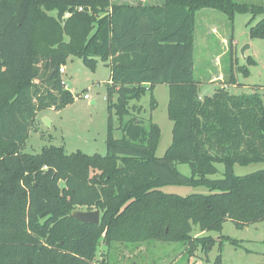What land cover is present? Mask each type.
I'll list each match as a JSON object with an SVG mask.
<instances>
[{"label": "trees", "instance_id": "obj_1", "mask_svg": "<svg viewBox=\"0 0 264 264\" xmlns=\"http://www.w3.org/2000/svg\"><path fill=\"white\" fill-rule=\"evenodd\" d=\"M204 8L230 20L237 12H250L251 21L264 14V4L236 0H0V264H115L98 258L101 242L107 250L185 242L208 253L223 239L238 241L192 235L195 227L220 233L228 220L239 228L264 221V168L234 169L264 163L263 99L254 88L232 93L233 71L213 95L200 97L194 32ZM249 35L264 38V17ZM72 57L92 68L99 59L111 66L107 152L67 153L53 144L25 152L38 112L75 99L60 72ZM240 69L249 74L247 66ZM159 83L169 87L173 121L161 157L159 124L134 112L143 110L134 101ZM181 163L191 174L179 170ZM170 184L206 192H165ZM82 207L100 209V223L70 216Z\"/></svg>", "mask_w": 264, "mask_h": 264}, {"label": "rangeland", "instance_id": "obj_2", "mask_svg": "<svg viewBox=\"0 0 264 264\" xmlns=\"http://www.w3.org/2000/svg\"><path fill=\"white\" fill-rule=\"evenodd\" d=\"M255 4H264V0H236ZM264 14L251 21L250 12H237L230 20L222 11L204 8L197 12L195 27V78L199 81V93L203 98L213 95L215 90L228 81L233 71L237 83L228 84L232 93L258 91L264 103V38L251 37L249 30ZM233 37L235 43L230 41ZM249 44L250 48L242 55L241 49ZM251 56L255 62L248 63ZM79 59L72 57L64 64L66 73L64 79L67 88L75 95L74 101L62 107H50L40 110L37 114L36 127L30 132L24 151L28 153L41 152L45 145L64 146L67 153L81 150L88 154H106V138L108 133V99L107 83L110 79L111 66L101 59L95 68L84 65L83 73H72ZM81 61V60H80ZM82 63V61H81ZM247 66L249 74L245 75L240 67ZM233 66V68H232ZM253 89V90H254ZM89 93L91 98L85 99L83 93ZM117 96H115L116 100ZM157 101V107L151 108L152 99ZM95 100V101H94ZM136 106H142L139 113L142 118L159 124L161 137L156 154L161 157L172 142L173 121L168 115L169 87L165 83L157 84L153 91H147ZM114 134L122 136L119 120L114 115ZM185 174H191L187 163L178 164ZM222 171L223 165L219 164ZM264 168V163H252L248 166L235 165L236 174H247ZM212 177H222L218 173ZM165 192L186 195L194 192H206L204 187H192L170 184L163 187ZM80 209H87L82 207ZM218 234L237 239L233 244L227 239L222 240V246L216 243L206 253L202 246H192L185 242L152 241L126 247L114 244L107 250L104 243L99 244L98 258L109 257L115 264H214L218 254H221V264H264V221L251 224L244 228L237 227L228 220L223 224L221 232H200L198 227L192 235Z\"/></svg>", "mask_w": 264, "mask_h": 264}, {"label": "water", "instance_id": "obj_3", "mask_svg": "<svg viewBox=\"0 0 264 264\" xmlns=\"http://www.w3.org/2000/svg\"><path fill=\"white\" fill-rule=\"evenodd\" d=\"M250 48L249 44H246L242 49V55H245V51ZM84 65L81 62H78L72 73L79 72L80 74L83 73ZM123 165L120 164L119 167ZM70 216L76 218L77 220L83 223H93L99 224L101 220V210L100 209H75L70 213Z\"/></svg>", "mask_w": 264, "mask_h": 264}, {"label": "crops", "instance_id": "obj_4", "mask_svg": "<svg viewBox=\"0 0 264 264\" xmlns=\"http://www.w3.org/2000/svg\"><path fill=\"white\" fill-rule=\"evenodd\" d=\"M116 2H119V3H137L139 1H142L144 3H161L163 0H115ZM233 43H235V41L233 40ZM78 62H81L80 60ZM65 74V73H64ZM63 74V75H64ZM95 101V100H94ZM248 166V165H247ZM235 169V167H234Z\"/></svg>", "mask_w": 264, "mask_h": 264}, {"label": "built area", "instance_id": "obj_5", "mask_svg": "<svg viewBox=\"0 0 264 264\" xmlns=\"http://www.w3.org/2000/svg\"><path fill=\"white\" fill-rule=\"evenodd\" d=\"M82 8H80V10H81ZM60 72L62 73V74H64V73H66V68H65V66H61V68H60ZM64 82L66 83V81H65V79H64ZM66 85H67V83H66ZM83 97L85 98V99H90L91 98V96H90V94L89 93H83Z\"/></svg>", "mask_w": 264, "mask_h": 264}]
</instances>
